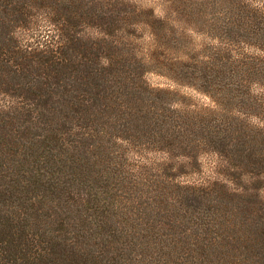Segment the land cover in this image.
Returning <instances> with one entry per match:
<instances>
[{
	"label": "rangeland",
	"instance_id": "1",
	"mask_svg": "<svg viewBox=\"0 0 264 264\" xmlns=\"http://www.w3.org/2000/svg\"><path fill=\"white\" fill-rule=\"evenodd\" d=\"M30 1L22 45L55 27L48 0ZM54 13L131 76L99 88L103 180L79 172L61 209L38 203L59 212L78 263L264 264V0H64Z\"/></svg>",
	"mask_w": 264,
	"mask_h": 264
},
{
	"label": "trees",
	"instance_id": "2",
	"mask_svg": "<svg viewBox=\"0 0 264 264\" xmlns=\"http://www.w3.org/2000/svg\"><path fill=\"white\" fill-rule=\"evenodd\" d=\"M29 1L0 0V264H79L78 242H68L71 237L65 234L70 230L59 212L53 211V218L40 205L51 196L52 204L58 202L54 209H61V201L75 198L79 172L103 180L91 165L98 155L93 132L99 88L102 82H114L112 74L122 73L128 81L131 76L121 67L102 68L101 61L116 59L97 53L99 43L84 30H75L76 25L81 30V21L71 28L63 16L51 20L64 0L47 2L46 21L56 28L45 40L19 44L17 31L30 23ZM138 75L143 73L135 81ZM241 92L246 94L245 89ZM153 102L157 104L148 103ZM81 148L91 155L76 156ZM39 150L49 155L44 153L31 166ZM53 152L58 153L55 158ZM40 220L55 227L43 230L36 226ZM69 254L76 263L67 261Z\"/></svg>",
	"mask_w": 264,
	"mask_h": 264
}]
</instances>
